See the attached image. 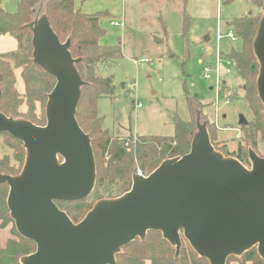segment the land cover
<instances>
[{
  "label": "water",
  "instance_id": "obj_1",
  "mask_svg": "<svg viewBox=\"0 0 264 264\" xmlns=\"http://www.w3.org/2000/svg\"><path fill=\"white\" fill-rule=\"evenodd\" d=\"M44 4L33 10L28 27L33 62L56 80L46 102V124L0 110V133L20 140L25 149L19 173L0 171L16 230L36 244L20 263L117 264L123 248L145 240L149 231L160 232L176 257L184 238L209 264H227L254 247L264 260V156L249 148V167L218 150L199 111L188 153L163 160L148 175L135 171L130 190L98 199L79 222L58 206L56 201L92 194L97 164L91 136L76 116L86 83L77 66L81 58L73 56L70 38L60 40ZM253 51L264 106V10ZM2 79L0 72V98ZM247 123L240 116L239 124Z\"/></svg>",
  "mask_w": 264,
  "mask_h": 264
},
{
  "label": "trees",
  "instance_id": "obj_2",
  "mask_svg": "<svg viewBox=\"0 0 264 264\" xmlns=\"http://www.w3.org/2000/svg\"><path fill=\"white\" fill-rule=\"evenodd\" d=\"M45 1L44 10L50 23L62 42L71 39L70 50L75 58H81L78 69L86 82L82 97L77 108V120L85 132L89 133L97 164V180L90 196L75 201H56L58 206L66 211L74 222H79L92 208L96 200L103 197H117L130 190L132 176L137 169L143 175L150 174L160 163L189 152L191 142L197 131L196 117L200 112L201 120L208 121V129L214 146L226 155L238 158L250 167L249 148L257 150L258 134L264 135V106L258 96L257 76L258 62L253 51V39L258 29L260 13L233 18L228 24L242 41V47L225 54L234 62V70L243 80L240 94L248 101L253 112V118L247 124H239L243 130L242 140L234 150H228L226 144L218 140V124L210 120L204 112V104L197 98H189L191 118L188 121L179 117L175 119V133L165 135H134L112 134L103 125V117L98 113V102L104 97H113L116 84L110 76L99 72V65L111 66L123 56L121 42L103 44L106 34L101 24V18L106 12L87 14L76 8L75 0H19L18 10L9 12L0 7V36L9 34L17 42L16 50L0 54V72L3 74L1 83L2 95L0 110L8 116L24 117L38 125L46 124V102L48 94L53 89L56 80L45 73L32 60V31L28 27L33 19V10ZM234 0H225L232 2ZM256 3V2H255ZM166 35V25L164 24ZM188 36L187 27L183 32ZM255 66V67H253ZM20 69L23 91L17 87ZM222 81L221 92L228 89ZM239 96L236 90L230 95L231 100ZM229 97V96H228ZM26 105V110H21ZM40 106V115L35 113ZM4 134L14 140L15 144L7 145L14 151V159L19 166L11 165L7 156L0 157L2 173L17 174L21 171L25 149L22 142L8 133ZM9 186L0 182V220L2 223L13 221L7 206ZM14 222V221H13ZM15 226V225H14ZM10 238L5 247H0V264H21L20 258L36 250L34 241L22 237ZM176 249L158 231H149L145 240L139 238L125 246L117 255V264H209L208 260L199 256L189 242L183 238L180 255L175 256ZM233 259L245 261L243 264H264L254 247L241 257ZM227 262V264H228Z\"/></svg>",
  "mask_w": 264,
  "mask_h": 264
},
{
  "label": "rangeland",
  "instance_id": "obj_3",
  "mask_svg": "<svg viewBox=\"0 0 264 264\" xmlns=\"http://www.w3.org/2000/svg\"><path fill=\"white\" fill-rule=\"evenodd\" d=\"M127 1L132 3L128 12L132 17V25L125 21L123 29L121 26L111 25V21L118 17L105 14L101 18V24L106 30L103 43L121 42L123 50V56L111 66L99 65V72L103 76L112 77L116 84L113 97L99 100L98 113L103 117L104 127L112 134L122 136H171L175 133L176 117L185 121L191 118L188 99L197 98L204 104V112L210 120H215L217 115L220 147L226 144L228 150L236 149L243 139V130L239 127L240 116H245L248 122L253 118L248 101L240 94L243 80L233 65L230 66L232 72L226 73L227 66L223 61L222 81L229 88L224 89L219 99L215 78L207 79L203 76V61H215L218 52L217 31L226 33L229 30L228 23L233 18L249 13L262 14L263 0ZM100 2L118 9L124 4L123 0ZM18 3L19 0H0V7L15 12L18 10ZM155 15H162L163 20H152ZM142 16H147V20H140ZM185 27L188 31L186 38L183 34ZM241 47L240 39L232 41L225 38L220 42V49L224 54ZM16 74L17 87L23 91L20 69L16 70ZM236 90L239 96L231 100L230 95ZM138 103L142 104L141 107L136 106ZM26 109V105L21 108ZM35 113L41 114L39 105L36 106ZM235 128L240 130L239 136L236 135ZM7 142L12 145L16 143L0 134V157L7 156L11 165L18 167L14 151ZM255 151L264 156V135L261 133L258 134ZM17 235L13 221L2 223L0 220V247H5L10 238L18 239ZM244 262L233 259L228 264Z\"/></svg>",
  "mask_w": 264,
  "mask_h": 264
},
{
  "label": "crops",
  "instance_id": "obj_4",
  "mask_svg": "<svg viewBox=\"0 0 264 264\" xmlns=\"http://www.w3.org/2000/svg\"><path fill=\"white\" fill-rule=\"evenodd\" d=\"M123 3L124 4L121 7V9H118V7L111 8L108 5L101 3L100 0H75L76 8L80 9L84 13L96 14L98 12H106V13H104V14H106V16L118 17L115 20L123 21L124 26H125V21L128 23V25H129V23H130V25H132V17L128 13L129 7L131 6L132 3L130 1H127V0H125V1L123 0ZM161 16L153 17L152 20L158 19L159 22H161V20H163V17L161 18ZM115 20H113V21H115ZM128 20H130V22H128ZM140 20H147V16H145V17L142 16ZM122 28L124 29V27H122ZM142 28H144L143 24H142ZM101 42L103 43L102 40H101ZM103 44H106V43H103ZM0 47H1L0 54L7 52V51L16 50L18 47V42L13 36H11L9 34L1 35L0 36ZM98 104H99V102H98Z\"/></svg>",
  "mask_w": 264,
  "mask_h": 264
},
{
  "label": "built area",
  "instance_id": "obj_5",
  "mask_svg": "<svg viewBox=\"0 0 264 264\" xmlns=\"http://www.w3.org/2000/svg\"><path fill=\"white\" fill-rule=\"evenodd\" d=\"M111 25L113 26H121V27H124V22L123 21H118V20H115V21H111ZM225 38H228L232 41H236L239 39V36L236 34V32L229 28V30L226 32V33H223L221 30H218L217 31V34H216V41H217V45H218V52H217V55H216V58H215V61L213 62H203V76L207 79H211V78H215V81H216V89H217V92H218V97L220 99L221 97V85H222V62L225 61L226 63V68H225V72L226 73H231L232 72V66L233 65V68H234V62L230 59V58H227L225 56V54L222 52V50L220 49V42L221 40L225 39ZM226 96V95H225ZM228 101V100H227ZM141 103H138L136 106L137 107H141ZM217 108H216V112H217ZM216 119H217V115H216ZM215 119V122L217 123V120ZM236 135L239 136L240 135V130L236 129ZM137 173L139 174H142L141 170L140 169H137Z\"/></svg>",
  "mask_w": 264,
  "mask_h": 264
}]
</instances>
